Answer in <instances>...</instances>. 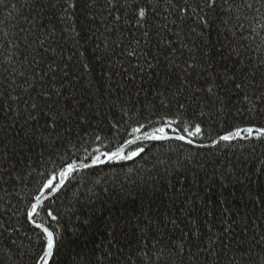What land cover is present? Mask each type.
<instances>
[{
    "label": "snow or ice",
    "instance_id": "obj_1",
    "mask_svg": "<svg viewBox=\"0 0 264 264\" xmlns=\"http://www.w3.org/2000/svg\"><path fill=\"white\" fill-rule=\"evenodd\" d=\"M25 4L35 12L28 21L29 27L21 28L11 40L5 32L0 40V49L7 51L10 46L17 58V65L4 71L20 80L17 83L0 73V112L5 118L15 113L10 116L9 125H0V264H17L13 256L25 255L30 256L32 264H50L57 249L56 229L60 224V213L51 205L66 194L78 169L111 161H143L150 151L145 148L146 142L175 141L181 142L177 147L182 148L196 144L199 137V147L212 155L213 148L219 151L221 147L240 149L250 145L232 162L231 170L222 165L218 175L227 182L222 187L249 182L248 200L253 206L259 204L262 213L258 219H264V192L251 186V175L245 167L248 161L244 159L245 152L250 159L257 145L264 146V123L257 122L258 117L264 116V0H25ZM0 7L7 8L8 0H0ZM156 20L161 22L154 23ZM125 28L130 36L133 31L139 33L138 37L131 36L126 45L122 31ZM210 28L217 32L216 42L207 38ZM89 41L97 53L93 59L100 63L111 60L121 46L119 58L112 61L103 76V85L98 86L91 62L80 52ZM66 48L72 54L65 56ZM114 77L121 82L113 88ZM128 85L135 88L134 93H127ZM94 119L106 124L109 135L97 133L89 143L79 136V145H72L82 150L85 161L90 163H77L71 157L64 160L66 151L60 152L63 162L59 171L42 175L34 191L21 196L25 188L23 174L13 178V185L20 184L19 191L12 193L4 186L5 176L12 178L19 163L11 164V159L17 151H24L25 144L39 143L56 152V145L60 144L67 150L71 142L64 133L72 135L73 122L86 131ZM126 121H133L128 125L132 139L110 147ZM17 124L20 131L12 135L16 143L9 149L5 144L8 129H15ZM204 139L211 140V145H205ZM261 157L264 153L256 159L261 165L260 174H264ZM189 160L195 167L189 168L186 163L183 166L187 170L197 173L211 164L213 175L217 174L218 159L213 163L190 156ZM167 171L165 168V175ZM27 175L32 178L31 172ZM159 175L156 168L155 176L145 178V186L152 184L155 191ZM171 187L176 189L174 184ZM9 196L25 205L24 220L39 241V251L34 255L18 246L13 251L16 240L9 233L18 232L12 219L16 217L19 222V207L10 200L5 202ZM170 196L173 200L184 197L181 216L169 217L173 229H179L175 240L167 234L165 239L152 236L154 217L145 216L144 228L148 232L136 239L132 255L119 245L113 249L109 241L106 251L100 249L103 264H264V225L259 236L253 233L247 239L243 235L249 230L247 225L239 234L235 231L244 216L236 220L234 209L227 207L226 201L217 215L212 205L202 201L205 231L191 215L197 209L184 188L181 186ZM41 213L43 218L38 221ZM156 231L161 230L157 227ZM112 240H117L115 229ZM145 240L149 241L147 245ZM85 264L102 261L89 257Z\"/></svg>",
    "mask_w": 264,
    "mask_h": 264
},
{
    "label": "trees",
    "instance_id": "obj_2",
    "mask_svg": "<svg viewBox=\"0 0 264 264\" xmlns=\"http://www.w3.org/2000/svg\"><path fill=\"white\" fill-rule=\"evenodd\" d=\"M13 5L15 7H12ZM34 15L35 12L25 4V0H8L7 8L0 7V40L4 39L5 32L8 33L7 38L11 40L19 33L21 28L27 29L29 27L28 21ZM81 22H83V17H81ZM159 22L161 21H154V23ZM217 25H219V21H217ZM221 30H223L222 27ZM122 31L125 45L131 39V36H139V33L135 31L130 36L127 28ZM207 38L212 42H216L219 39L215 28L208 29ZM155 45L156 40L154 39L153 50L155 49ZM120 47L116 48V55L104 63L93 59L97 53L93 51L91 41L80 48V52H84L88 61L91 62L90 66L93 69V77L98 86L105 83L103 76L108 71V67L112 64V61L119 58ZM69 48L65 49V56L72 54ZM123 63L127 64V61H123ZM0 65H2L0 66V73L10 79H16V82L20 83L19 78L11 76L9 72L4 71L5 68L17 65V58L10 46H7V51L0 49ZM126 79L127 77L124 78V80ZM116 82H121L119 77L113 78V88ZM136 83H139V77H137ZM134 92L135 88L132 85H128L127 93L132 94ZM223 93L224 89H221V94L223 95ZM12 94L15 95L16 93ZM125 99H127V95ZM235 102L234 97L233 103ZM127 106L131 107L130 104ZM20 108L22 110L23 105H20ZM145 114L147 115V113ZM11 115H15V113ZM10 116L5 118L4 113L0 112V125H9L11 123ZM109 119H111L110 114ZM188 122V117L186 116L185 123ZM257 122L264 123V116L258 117ZM43 123L44 121L41 120V124ZM132 123L133 121H126L124 123L121 127L120 135L114 136L113 144L110 147L114 148V146L124 139H132L131 128L128 126ZM144 123H147V121H144ZM72 127L73 132L71 136L64 133V136L71 142L67 150L60 144L56 145L59 148V152L53 151L51 148L41 147L39 143L34 146L25 144L24 151H17L15 158L11 159V164H17V161L19 163L17 164L16 171L12 173V178L5 176L7 184L4 186L9 188L12 193L19 191L20 184L16 182L13 185V178L18 174H23L25 188L21 196H24L27 192L34 191L42 175H51L54 171H59L63 162L60 152L66 151V155L63 157L64 160L71 157L77 163L81 161L90 163V161H85L83 151L79 150L78 147H72V145H79V136H83L85 143H89L97 133L101 136L109 135L108 128L106 124L102 125L96 119L92 120V126H86V131L82 130L75 122H73ZM101 128H103V131H101ZM15 131H20L19 124L16 125L15 129H8V137L5 144L9 149H11L12 144L16 143L11 139ZM61 132H64L63 128H61ZM215 135L216 132L212 131V136ZM98 143L94 144L93 148L98 146ZM178 143L181 142H146L145 148L150 149V151L143 161L139 159L135 161H111L96 167H90L89 169L80 168L76 173V178L68 184L66 194L55 200L51 205L60 213V224L56 229L58 245L50 264H85L86 259L89 257L100 259L103 264V253L100 249L103 248L106 251L109 241H111L113 249H116L119 245L129 255H132V248L135 246L136 239L148 232L144 228L147 224V221L143 219L145 216L154 217L152 220L153 228L151 229L152 236H156L158 239H165L164 234H167V236L175 240L179 235V229H173V225L169 222V217L181 216L179 209L183 207L181 200L184 197L173 200L170 193L181 186L184 188L187 198L193 201V207L197 209L191 215L198 219L202 230L206 231L204 229L206 217L202 201L212 205L217 215L220 212L221 206L226 201V206L234 209V218L236 220H240L241 216L245 217V220L235 228V231L239 234L241 229L247 225L249 230L243 233L247 239H251L253 233L259 236L262 225H264V219H258L261 217L262 208L259 204L253 206L249 202L247 192L249 182H234L231 185L222 187V184H226L227 182L222 181L218 175L220 166L227 165L228 169L231 170L232 162L239 158L240 152L251 146L245 145L240 149L221 147L219 151L213 148L212 153L215 155H212L199 147L201 143L199 137L196 138V144L191 146L184 145L182 148H178ZM203 143L211 145V140L204 139ZM30 147L31 150H29ZM91 150L89 149V151ZM234 151L236 152L235 157L233 156ZM40 153H43V155L41 156ZM261 153H264V146L257 145L255 155L249 159L247 152H245L244 159L248 161L245 167L251 175V186L264 192V174H260L259 169L261 165L256 159L261 156ZM190 156L196 157L197 160H211L213 163L218 159L219 164L215 169L217 174L213 175L211 164H208L206 169L197 173L187 170L183 166L186 163L189 168L195 167L191 160H189ZM261 158L264 159V157ZM154 164L160 171V175L155 180V191H153L152 184L145 186L144 183L145 178L151 179L152 176L156 175V168L153 167ZM165 168L168 169L166 175ZM29 172H31L32 178L27 175ZM252 173H255V175H252ZM173 184L176 185V189L171 187ZM9 200L13 206L19 207V212L16 214L19 217V222H17L16 217L12 219V223L15 224L18 232L9 233L16 240L13 251L18 246L21 251L28 250L31 255H34L35 252L39 251V241L36 234L30 230L31 225L24 220L25 205L19 203L12 196L5 198V202ZM42 218L43 213L37 217V220L39 221ZM207 219H211V217H207ZM85 220H89L90 223H84ZM44 222L47 224V219ZM157 227L161 230L160 232L156 231ZM180 227L184 228V225L181 224ZM113 229L117 232V240L115 241L112 240ZM142 229H144L143 233ZM4 243H9V241H4ZM143 243L147 245L149 241L145 240ZM151 243L153 247L156 246L155 241ZM93 249H95V256H92ZM109 259H111V256H109ZM132 259L135 261L134 256H132ZM12 260L16 261L17 264H32L29 255H25L22 258L13 256ZM4 264H12V262L5 261Z\"/></svg>",
    "mask_w": 264,
    "mask_h": 264
},
{
    "label": "water",
    "instance_id": "obj_3",
    "mask_svg": "<svg viewBox=\"0 0 264 264\" xmlns=\"http://www.w3.org/2000/svg\"><path fill=\"white\" fill-rule=\"evenodd\" d=\"M79 170V169H78Z\"/></svg>",
    "mask_w": 264,
    "mask_h": 264
}]
</instances>
